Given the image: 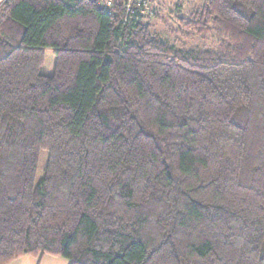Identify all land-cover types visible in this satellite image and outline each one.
Returning <instances> with one entry per match:
<instances>
[{
    "label": "trees",
    "instance_id": "obj_1",
    "mask_svg": "<svg viewBox=\"0 0 264 264\" xmlns=\"http://www.w3.org/2000/svg\"><path fill=\"white\" fill-rule=\"evenodd\" d=\"M155 1L0 5V264H264V0Z\"/></svg>",
    "mask_w": 264,
    "mask_h": 264
},
{
    "label": "rangeland",
    "instance_id": "obj_2",
    "mask_svg": "<svg viewBox=\"0 0 264 264\" xmlns=\"http://www.w3.org/2000/svg\"><path fill=\"white\" fill-rule=\"evenodd\" d=\"M204 0H161V4L155 1L152 7L155 29L162 32L161 34L171 36L170 28L179 34L180 29L173 18L175 16H186L192 9L202 6ZM55 55L51 51L45 53V61L41 68V74L51 76L54 72ZM45 156V153L42 154Z\"/></svg>",
    "mask_w": 264,
    "mask_h": 264
},
{
    "label": "built area",
    "instance_id": "obj_3",
    "mask_svg": "<svg viewBox=\"0 0 264 264\" xmlns=\"http://www.w3.org/2000/svg\"><path fill=\"white\" fill-rule=\"evenodd\" d=\"M135 2L136 7L134 9L131 8V3ZM99 3L103 5V7L108 10L113 5V0H99ZM142 0H123L122 7L125 10V13L131 14L132 16L137 15V20H147L148 15L150 14V9L146 7V4L141 6ZM141 15V16H140ZM146 16V17H145ZM142 17V18H141ZM145 18V19H144ZM136 20V21H137Z\"/></svg>",
    "mask_w": 264,
    "mask_h": 264
},
{
    "label": "crops",
    "instance_id": "obj_4",
    "mask_svg": "<svg viewBox=\"0 0 264 264\" xmlns=\"http://www.w3.org/2000/svg\"><path fill=\"white\" fill-rule=\"evenodd\" d=\"M4 1L5 0H0V5ZM9 264H69V263L64 259L52 257V256H44L41 258L25 256L17 260H14L13 262Z\"/></svg>",
    "mask_w": 264,
    "mask_h": 264
}]
</instances>
